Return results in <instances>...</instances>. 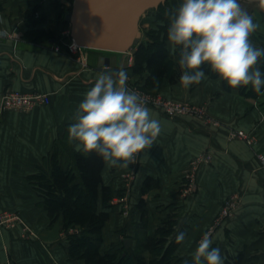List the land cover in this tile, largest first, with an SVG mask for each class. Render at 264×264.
Wrapping results in <instances>:
<instances>
[{"label": "crops", "instance_id": "0c3cea01", "mask_svg": "<svg viewBox=\"0 0 264 264\" xmlns=\"http://www.w3.org/2000/svg\"><path fill=\"white\" fill-rule=\"evenodd\" d=\"M70 5L71 0H0V27L14 34L0 37V96L7 90H20L44 92L51 98L49 104L26 111L9 109L0 122V213L6 209L20 211L37 238L31 245L20 231L0 227V264H10L11 260L19 264H83L70 258L62 216L50 218L32 177L49 171L55 142L68 137L79 103L105 72L98 66L100 55L116 56V66L127 73L129 89L134 91L136 81L145 83L146 75L141 77L133 70L132 49L89 53L88 66L54 49L47 35L64 25L61 17L66 18ZM260 10L263 15L257 16V38L251 39L264 48V10ZM167 43L172 55L175 46ZM160 96L189 101L206 111L171 117L156 105L147 106L161 125L153 147L127 169L108 164L103 169L104 184L110 186L112 199L106 209L110 219L103 228L102 250L123 244L126 237L121 235L122 228L134 236L143 226L138 201L144 198L149 233L168 215H174L177 231L186 234L178 254L194 264L199 241L223 201L237 192L240 205L231 218L210 232L211 246L221 250L224 264L240 252L244 253L240 264H264V161L259 157L264 155V95L246 96L237 89L227 90L223 81L205 72L200 84L187 89L180 80L165 81ZM233 129L253 131L256 143L251 146L232 136ZM76 144L73 142L72 147L79 150ZM208 153L211 160L198 165L191 185L187 175L192 171V161ZM147 176L157 183L143 193ZM129 199L132 209L126 220L120 210L123 201ZM113 219L116 223L111 222ZM131 245L134 247V239Z\"/></svg>", "mask_w": 264, "mask_h": 264}, {"label": "clouds", "instance_id": "9594fccd", "mask_svg": "<svg viewBox=\"0 0 264 264\" xmlns=\"http://www.w3.org/2000/svg\"><path fill=\"white\" fill-rule=\"evenodd\" d=\"M260 28L241 0H181L170 17L168 41L178 47L180 84L198 85L207 66L232 89L264 95V48L252 35ZM124 70L102 72L84 95L68 127L69 143L85 154L96 153L112 167L127 169L149 151L161 133L159 121L138 92L126 86ZM185 233L176 236L184 241ZM205 233L194 252V264H224L221 250ZM184 264H188L187 261Z\"/></svg>", "mask_w": 264, "mask_h": 264}, {"label": "trees", "instance_id": "16d2710c", "mask_svg": "<svg viewBox=\"0 0 264 264\" xmlns=\"http://www.w3.org/2000/svg\"><path fill=\"white\" fill-rule=\"evenodd\" d=\"M172 1L175 0H167L158 8L150 9L157 13L163 23L159 25V30H150L155 33L154 39L141 42L134 53L133 70L136 73H149L143 84L147 90H158L164 79L177 82L182 74L178 64V47L175 46L174 53L170 55L167 43L170 17L178 7L171 4ZM61 18L68 22L64 15ZM47 38L51 42L56 41L53 35H47ZM260 67L264 71V60ZM204 71L218 78L207 66ZM223 85L225 89L232 90L224 81ZM237 90L246 96L259 95L252 91L251 86ZM49 163L48 172L41 171L32 178L43 197L41 205L48 211L51 219L55 220L62 215L65 227H81L79 232L75 231L69 236L70 258L84 259L85 264H184L186 258L177 252L181 243H176V236L183 231H177L175 216L168 215L153 233H149L148 208L144 198L138 201L143 226L137 228L134 236H126L135 240V246H126L124 240L121 248L103 251V228L110 218L106 209L112 199L111 188L103 180L106 163L94 152L85 154L72 147L67 136L55 142ZM156 183L154 177L147 176L142 192H147ZM243 258L244 253L240 252L227 258L225 264H240Z\"/></svg>", "mask_w": 264, "mask_h": 264}, {"label": "water", "instance_id": "95a60500", "mask_svg": "<svg viewBox=\"0 0 264 264\" xmlns=\"http://www.w3.org/2000/svg\"><path fill=\"white\" fill-rule=\"evenodd\" d=\"M167 0H73L66 15L71 37L80 45L103 51L127 52L139 45L142 16ZM264 10V0H247ZM116 56L100 55L98 66L119 70ZM130 246L131 238H125Z\"/></svg>", "mask_w": 264, "mask_h": 264}, {"label": "built area", "instance_id": "2783aa9c", "mask_svg": "<svg viewBox=\"0 0 264 264\" xmlns=\"http://www.w3.org/2000/svg\"><path fill=\"white\" fill-rule=\"evenodd\" d=\"M70 28V27H69ZM14 35L11 31L0 27V37H11ZM68 35L70 37V41L67 43V48H62L61 43H57L53 41L52 46L56 51H64L69 54L79 53V61L83 66L89 65V53L85 52L84 46H80L72 37L70 33V29L68 30ZM145 101V106L148 105H156L160 107L163 112L171 117H175L178 115L184 114H204L206 109L204 107H198L195 104L189 101H178L173 99H168L164 97H153V96H142ZM51 102V98L47 93L40 91H20V90H7L0 96V122L3 119L4 113L9 109L15 110H23L26 111L28 109L33 108L39 104H49ZM231 135L234 137H238L244 140L248 145L253 146L256 143V137L253 131H247L244 129H233L231 131ZM259 157L264 161V155L259 154ZM139 158V157H138ZM137 158V159H138ZM211 160V155L205 154L202 155L192 161V171L187 175L190 184L192 185L194 182V177L196 175V171L198 169V165L202 162H209ZM240 194L234 192L230 194L222 204V207L215 217L214 222L209 228L208 234L214 231L217 226H220L226 219L231 218L236 209L240 204ZM125 201V200H124ZM124 211L128 213V204L124 202ZM17 224H23L22 236L27 234L28 231L31 232V227L27 225L20 213L13 210H3L0 213V226H5L7 228H13Z\"/></svg>", "mask_w": 264, "mask_h": 264}, {"label": "rangeland", "instance_id": "374dc122", "mask_svg": "<svg viewBox=\"0 0 264 264\" xmlns=\"http://www.w3.org/2000/svg\"><path fill=\"white\" fill-rule=\"evenodd\" d=\"M72 1L71 0V5H70V8L69 10H71V7H72ZM181 0H175V1H172L171 4H175V5H178L180 4ZM242 2V5L249 11V13L253 16V19H254V22H256L257 20V16H260V15H263V12L260 10V9H257L256 8V5L251 3L250 1H247V0H241ZM163 23L162 19L159 18V16L157 15V13L153 10H149L147 11L143 16H142V19L140 21V25H141V29H142V32H143V36H142V40L141 42H149L150 39H154V35L155 33H151L150 30H159V25ZM63 24L62 27L60 29H57L55 30L54 32H50V34L48 35L49 37L51 36V34L53 35V37L56 38V42L57 43H61V46L62 48H67V43L70 41V37L68 35V30L70 29V23L69 22H64L63 21ZM257 32V31H256ZM256 32L252 35V39L254 41H256V38H257V34ZM154 34V35H153ZM137 49V46L133 47L132 50H131V54L134 55L135 57V50ZM103 50H100V49H93V48H85V52L87 53H98V52H101ZM73 57H75L78 61H79V53H72L71 54ZM135 60V59H134ZM80 62V61H79ZM181 70V69H180ZM182 73V72H181ZM148 71H144L143 73H140L139 76L143 77L146 75H148ZM165 81H168L167 79H164L162 80L161 82V86L158 88V90L154 89V90H147L146 88H144L143 85H139V81H136V83L134 84V91L135 92H138L141 97L142 96H153V97H162L160 96V92L162 91V87L164 85V82ZM174 100V99H173ZM180 101V100H178ZM197 106V105H196ZM117 197V196H116ZM124 202H126L129 206H128V213H125L124 211V205L121 206V210H120V214H122L123 216H125L126 220L129 218L128 216H130L131 214V201L130 199L129 200H125ZM240 202H241V198H240ZM240 205V204H239ZM222 207V206H221ZM239 207V206H238ZM12 210V209H11ZM13 211H17L18 213H20L22 215V213L18 210H14ZM59 216H62V215H59ZM58 216V217H59ZM22 218L24 220V222L29 225L31 227V232L28 231L27 234H25L23 237L24 241L26 242H30L32 243L31 245H34L33 243H35L37 241V238H35V230L33 228V226L31 225V223H29L26 218L22 215ZM51 218V217H50ZM62 219H63V216H62ZM110 219V218H109ZM229 219V218H228ZM108 222V221H107ZM106 222V223H107ZM112 223H116L115 220L113 219V221H111ZM110 224V223H109ZM106 225V224H105ZM112 226H116V224H112ZM0 227H3V228H7L5 226H0ZM23 227L24 225L23 224H17L15 227L13 228H7L13 232H17L19 233L18 231H20V233H22L23 231ZM62 229H66V231L68 230V239H69V236L75 232V231H80L81 227L79 225H68V227H65L64 226V221H63V225H62ZM209 231V230H208ZM207 231V233H208ZM129 234V232L127 231L126 228H122L121 229V235L126 237L127 235ZM35 236V237H34ZM142 237V236H140ZM37 243V242H36ZM132 246V245H131ZM135 246V245H134ZM106 247V246H105ZM122 245L119 247L121 248ZM180 248V245L178 247V249ZM114 249H118L116 247H111L109 248L108 250H114ZM178 249H177V252H178ZM34 250V249H33ZM107 249L104 248V251H106ZM37 251V250H36ZM38 252V251H37ZM69 253V252H68ZM31 258L33 256H30ZM72 259H77V260H82L83 264H85V261L84 259H81V258H72ZM10 264H19L17 261H15V263L11 260L10 261ZM29 264H31V262H29Z\"/></svg>", "mask_w": 264, "mask_h": 264}, {"label": "flooded vegetation", "instance_id": "af4514ba", "mask_svg": "<svg viewBox=\"0 0 264 264\" xmlns=\"http://www.w3.org/2000/svg\"><path fill=\"white\" fill-rule=\"evenodd\" d=\"M256 8H258V7H256Z\"/></svg>", "mask_w": 264, "mask_h": 264}]
</instances>
